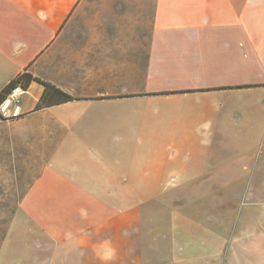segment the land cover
<instances>
[{
  "label": "crops",
  "instance_id": "0c3cea01",
  "mask_svg": "<svg viewBox=\"0 0 264 264\" xmlns=\"http://www.w3.org/2000/svg\"><path fill=\"white\" fill-rule=\"evenodd\" d=\"M92 3L0 0V92L28 73L73 97L36 109L33 81L22 116L0 119L33 166L0 264H264V0ZM141 97H180L161 126L176 156L134 155L126 177L110 129L83 125L81 139L51 111Z\"/></svg>",
  "mask_w": 264,
  "mask_h": 264
},
{
  "label": "rangeland",
  "instance_id": "374dc122",
  "mask_svg": "<svg viewBox=\"0 0 264 264\" xmlns=\"http://www.w3.org/2000/svg\"><path fill=\"white\" fill-rule=\"evenodd\" d=\"M95 1L84 0L86 9L95 6V3H92ZM145 15L147 18L149 13L146 12ZM72 28L73 33L70 28L65 33V42L68 44L81 43L83 37L79 22L72 25ZM76 84L80 86V82H76ZM123 87H126V90L143 91L138 84L136 86L124 84ZM81 89L78 87L76 96H80ZM26 93L28 92L26 91ZM176 98L180 97H141L105 102H85L75 106L79 108H73V105L76 104H70L71 106H61L51 111H59L58 115L67 125L75 124L81 139H86L84 134H87L81 130L83 125H87L89 128L95 126V129L96 126L101 129L104 126V135L110 129L107 134L109 136L108 144L111 142L113 146L110 147L109 156L113 157V160L117 158L121 162L117 167V172L126 177L127 170L125 168H128V158L134 155L136 157L160 156L164 158L176 156V149L168 147V145L172 142L171 136L177 135V133L161 129L163 124L168 126L167 123H170V121H163V118L167 117L169 120L172 112L183 109L181 102H177ZM157 127L160 128L157 129ZM110 136H115L114 141L110 139ZM37 137L39 138V136ZM185 140L189 141L187 138ZM24 146L25 140L23 137H19L18 128L14 123H0V238L3 236L6 224L21 197L24 185L29 180V172L27 173L25 170L33 167L31 164L25 165L24 163V156L27 151H31ZM186 151L191 152L190 149ZM19 230L18 226L14 228L12 235ZM24 234L26 233L18 232L17 237Z\"/></svg>",
  "mask_w": 264,
  "mask_h": 264
},
{
  "label": "trees",
  "instance_id": "16d2710c",
  "mask_svg": "<svg viewBox=\"0 0 264 264\" xmlns=\"http://www.w3.org/2000/svg\"><path fill=\"white\" fill-rule=\"evenodd\" d=\"M38 82L42 85L43 91L36 105V109L56 105L71 101L73 97L66 92L54 87L53 85L32 77L28 73H23L12 79L9 84L0 92V102L4 99L6 94L16 85H21L24 90L28 88L31 82ZM1 119V118H0ZM3 120V119H2Z\"/></svg>",
  "mask_w": 264,
  "mask_h": 264
},
{
  "label": "built area",
  "instance_id": "2783aa9c",
  "mask_svg": "<svg viewBox=\"0 0 264 264\" xmlns=\"http://www.w3.org/2000/svg\"><path fill=\"white\" fill-rule=\"evenodd\" d=\"M25 90L21 85L12 88L0 102V118L5 121L18 119L22 116L20 96Z\"/></svg>",
  "mask_w": 264,
  "mask_h": 264
}]
</instances>
